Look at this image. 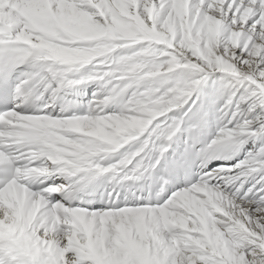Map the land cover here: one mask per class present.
Wrapping results in <instances>:
<instances>
[{"label": "snow or ice", "instance_id": "1", "mask_svg": "<svg viewBox=\"0 0 264 264\" xmlns=\"http://www.w3.org/2000/svg\"><path fill=\"white\" fill-rule=\"evenodd\" d=\"M0 264H264V0H0Z\"/></svg>", "mask_w": 264, "mask_h": 264}]
</instances>
